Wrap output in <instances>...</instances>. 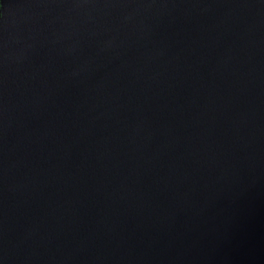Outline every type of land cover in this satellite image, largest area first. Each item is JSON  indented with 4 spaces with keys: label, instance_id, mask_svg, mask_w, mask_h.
I'll return each instance as SVG.
<instances>
[{
    "label": "water",
    "instance_id": "obj_1",
    "mask_svg": "<svg viewBox=\"0 0 264 264\" xmlns=\"http://www.w3.org/2000/svg\"><path fill=\"white\" fill-rule=\"evenodd\" d=\"M0 264H264V0H0Z\"/></svg>",
    "mask_w": 264,
    "mask_h": 264
}]
</instances>
